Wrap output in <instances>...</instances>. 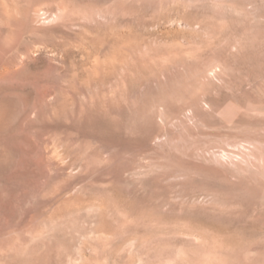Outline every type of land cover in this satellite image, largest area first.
I'll return each mask as SVG.
<instances>
[{"label": "rangeland", "instance_id": "rangeland-1", "mask_svg": "<svg viewBox=\"0 0 264 264\" xmlns=\"http://www.w3.org/2000/svg\"><path fill=\"white\" fill-rule=\"evenodd\" d=\"M0 85V264H264V0H0Z\"/></svg>", "mask_w": 264, "mask_h": 264}, {"label": "bare ground", "instance_id": "bare-ground-1", "mask_svg": "<svg viewBox=\"0 0 264 264\" xmlns=\"http://www.w3.org/2000/svg\"><path fill=\"white\" fill-rule=\"evenodd\" d=\"M12 65V64H11ZM11 65H9V66H11ZM8 67V66H7ZM7 70H8V68H7ZM9 70H10V68H9ZM4 74V73H3ZM7 90H9V89H7L6 87H3V86H1L0 85V96H2ZM3 97V96H2ZM2 97H0V131H3L6 127H8L7 125H8V123L10 122L9 120V116L7 115V111L5 112V109L3 108V103H2V100H1V98ZM4 98V97H3ZM3 101H4V99H3ZM5 105V104H4ZM6 108H8L7 106H6ZM1 159V158H0ZM3 159V158H2ZM4 160H6V159H4ZM4 160H2V161H4ZM16 165V164H15ZM17 166V165H16ZM16 166H14V167H16ZM17 168H18V166H17ZM18 170V169H17Z\"/></svg>", "mask_w": 264, "mask_h": 264}]
</instances>
